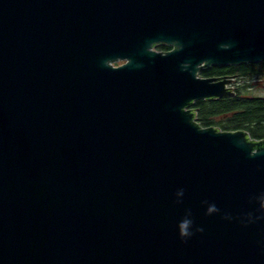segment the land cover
<instances>
[{
  "label": "water",
  "instance_id": "water-1",
  "mask_svg": "<svg viewBox=\"0 0 264 264\" xmlns=\"http://www.w3.org/2000/svg\"><path fill=\"white\" fill-rule=\"evenodd\" d=\"M262 61L264 0H0V264H264V139L191 107Z\"/></svg>",
  "mask_w": 264,
  "mask_h": 264
},
{
  "label": "trees",
  "instance_id": "trees-1",
  "mask_svg": "<svg viewBox=\"0 0 264 264\" xmlns=\"http://www.w3.org/2000/svg\"><path fill=\"white\" fill-rule=\"evenodd\" d=\"M222 73H237L246 78L264 75V61L230 66H211L199 72L203 77ZM201 127H217L224 131L244 129L250 138H264V98L233 95L216 100H196L192 104ZM220 116L222 120L213 118Z\"/></svg>",
  "mask_w": 264,
  "mask_h": 264
},
{
  "label": "rangeland",
  "instance_id": "rangeland-1",
  "mask_svg": "<svg viewBox=\"0 0 264 264\" xmlns=\"http://www.w3.org/2000/svg\"><path fill=\"white\" fill-rule=\"evenodd\" d=\"M242 82H243L242 83L243 86H241V88L243 89L242 96L264 98V75L256 76L253 78H246ZM213 119L216 121L222 120L220 116H216ZM214 128L217 129V127H214ZM218 130H221V129H218ZM240 130H244V129H240ZM221 131H224V130H221Z\"/></svg>",
  "mask_w": 264,
  "mask_h": 264
},
{
  "label": "flooded vegetation",
  "instance_id": "flooded-vegetation-1",
  "mask_svg": "<svg viewBox=\"0 0 264 264\" xmlns=\"http://www.w3.org/2000/svg\"><path fill=\"white\" fill-rule=\"evenodd\" d=\"M153 49L156 50L157 52L166 53V52L172 50L173 47L161 43V44L154 45ZM124 63H125L124 60H119V61L112 63L111 65L114 67H117V66H121ZM224 76L231 77L232 79L234 78L233 79L234 81L231 84H229V87H231L234 90L235 95L242 96L243 89L241 88V86H243L242 81L245 79V77L240 76L237 73H222L219 75H215L213 77H224ZM262 139H264V138H262Z\"/></svg>",
  "mask_w": 264,
  "mask_h": 264
}]
</instances>
